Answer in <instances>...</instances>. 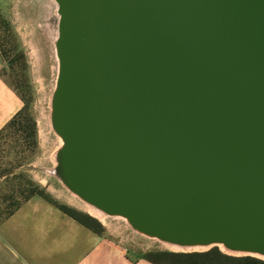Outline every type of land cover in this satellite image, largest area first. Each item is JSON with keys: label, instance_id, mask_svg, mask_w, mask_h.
Instances as JSON below:
<instances>
[{"label": "water", "instance_id": "water-1", "mask_svg": "<svg viewBox=\"0 0 264 264\" xmlns=\"http://www.w3.org/2000/svg\"><path fill=\"white\" fill-rule=\"evenodd\" d=\"M55 2L64 187L165 245L264 259V0Z\"/></svg>", "mask_w": 264, "mask_h": 264}, {"label": "rangeland", "instance_id": "rangeland-1", "mask_svg": "<svg viewBox=\"0 0 264 264\" xmlns=\"http://www.w3.org/2000/svg\"><path fill=\"white\" fill-rule=\"evenodd\" d=\"M57 10L55 0H0V52L11 80L30 104L31 116L37 123V144L28 138L29 122L20 135H14L10 128L0 135V217L26 200L30 182L59 202L93 215L91 206L65 188L54 172L56 152L62 143L51 125V99L59 70L55 49ZM96 218L128 248L205 251L173 249L133 231L123 218Z\"/></svg>", "mask_w": 264, "mask_h": 264}, {"label": "crops", "instance_id": "crops-1", "mask_svg": "<svg viewBox=\"0 0 264 264\" xmlns=\"http://www.w3.org/2000/svg\"><path fill=\"white\" fill-rule=\"evenodd\" d=\"M23 107L0 52V132ZM150 251L128 248L107 226L95 234L38 196L0 223V264H153Z\"/></svg>", "mask_w": 264, "mask_h": 264}, {"label": "trees", "instance_id": "trees-1", "mask_svg": "<svg viewBox=\"0 0 264 264\" xmlns=\"http://www.w3.org/2000/svg\"><path fill=\"white\" fill-rule=\"evenodd\" d=\"M17 88V87H16ZM19 91V90H18ZM21 94V93H20ZM22 96V94H21ZM24 101L23 109L12 119V121L0 132V135L8 128L15 131L14 135L25 129L24 124L30 123L28 138L33 144H37V123L31 116V106ZM26 200L16 204L6 214L0 217V223L11 217L23 203L31 198L38 196L46 200L55 208L60 210L65 215L73 218L81 225L85 226L95 234L104 235L106 229L104 225L92 215L75 209L67 204L61 203L52 197L44 188L34 187L33 183H29V192ZM145 258L153 264H264V259L253 256H233L226 254L219 247H213L207 251L194 252H172L167 250H153L145 254Z\"/></svg>", "mask_w": 264, "mask_h": 264}, {"label": "bare ground", "instance_id": "bare-ground-1", "mask_svg": "<svg viewBox=\"0 0 264 264\" xmlns=\"http://www.w3.org/2000/svg\"><path fill=\"white\" fill-rule=\"evenodd\" d=\"M61 139V138H60ZM62 140V139H61ZM63 144V141H62V143H61V145ZM90 207V206H89ZM91 208V210H90V212L93 214V215H95V216H93V217H99L100 219H103L102 217H106L104 214H102V213H100V212H98L97 210H95L94 208H92V207H90ZM102 216V217H101ZM107 218V217H106ZM174 248H176V249H179L180 250V248H177V247H173V249ZM197 249H201V250H206L207 248H199V247H197V248H192V250H197Z\"/></svg>", "mask_w": 264, "mask_h": 264}]
</instances>
